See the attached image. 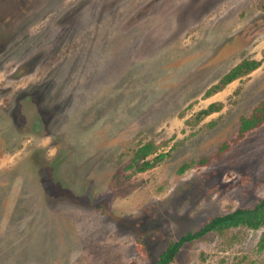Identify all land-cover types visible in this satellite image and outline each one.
<instances>
[{"label":"rangeland","instance_id":"obj_1","mask_svg":"<svg viewBox=\"0 0 264 264\" xmlns=\"http://www.w3.org/2000/svg\"><path fill=\"white\" fill-rule=\"evenodd\" d=\"M263 1L0 0V264H156L264 200V123L237 139L264 101ZM243 61L261 64L204 98ZM145 144L165 159L127 169ZM262 230L171 264H264Z\"/></svg>","mask_w":264,"mask_h":264},{"label":"trees","instance_id":"obj_2","mask_svg":"<svg viewBox=\"0 0 264 264\" xmlns=\"http://www.w3.org/2000/svg\"><path fill=\"white\" fill-rule=\"evenodd\" d=\"M264 9V1L260 5ZM258 61H243L226 73L218 83L207 90L204 98H210L224 90L229 84L234 81L250 75L260 67ZM221 110L220 104H210L206 109L196 113L192 119L193 124L197 125L208 116L218 113ZM264 123V101L258 104L250 116L242 118L238 127L237 139L244 137L249 131L258 128ZM226 147V146H224ZM156 153V148L152 144H145L138 148L132 158L131 163L126 167L133 169L135 173H144L161 163L166 155L159 154L153 159H148L149 156ZM183 170V169H182ZM181 170V171H182ZM246 228L251 231H259L264 229V200L259 201L250 209H237L232 213L218 216L206 223L197 232H189L175 242H171L168 247L159 255L156 264H171L180 249L187 243L199 240L210 233L223 235L232 229ZM258 252H264V230H262L258 243Z\"/></svg>","mask_w":264,"mask_h":264},{"label":"water","instance_id":"obj_3","mask_svg":"<svg viewBox=\"0 0 264 264\" xmlns=\"http://www.w3.org/2000/svg\"><path fill=\"white\" fill-rule=\"evenodd\" d=\"M35 130H36V127H35ZM37 130H39V129L37 128Z\"/></svg>","mask_w":264,"mask_h":264},{"label":"crops","instance_id":"obj_4","mask_svg":"<svg viewBox=\"0 0 264 264\" xmlns=\"http://www.w3.org/2000/svg\"><path fill=\"white\" fill-rule=\"evenodd\" d=\"M230 85V84H229ZM222 92V91H221Z\"/></svg>","mask_w":264,"mask_h":264}]
</instances>
